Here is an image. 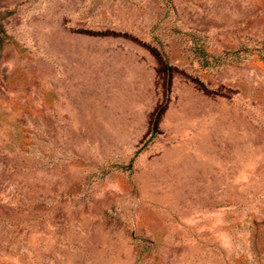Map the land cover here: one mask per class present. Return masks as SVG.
I'll return each mask as SVG.
<instances>
[{
  "label": "rangeland",
  "instance_id": "1",
  "mask_svg": "<svg viewBox=\"0 0 264 264\" xmlns=\"http://www.w3.org/2000/svg\"><path fill=\"white\" fill-rule=\"evenodd\" d=\"M0 264H264V0H0Z\"/></svg>",
  "mask_w": 264,
  "mask_h": 264
}]
</instances>
